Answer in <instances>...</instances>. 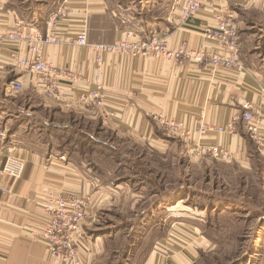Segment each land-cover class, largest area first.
<instances>
[{
    "label": "crops",
    "instance_id": "crops-1",
    "mask_svg": "<svg viewBox=\"0 0 264 264\" xmlns=\"http://www.w3.org/2000/svg\"><path fill=\"white\" fill-rule=\"evenodd\" d=\"M1 1L6 6L1 32L8 34L16 30L18 24L27 33L45 32L50 13L63 0ZM173 4L174 0H72V16L65 22L63 29L73 37L84 27L88 29L89 42L113 44L123 38L125 28L121 22L125 20L129 28L135 29L142 39H148L150 34H163L167 37L170 49L177 48L185 41L191 49L196 50L207 43L204 32L216 26L218 17L230 13L238 21L241 30L244 47L242 66L212 73L192 62L177 64L167 59H127L108 55L105 56L102 75L108 99L105 107L96 108L81 104L79 100L87 89L96 88L91 83L95 58L90 49L73 44L48 45L42 49L44 60L57 68L80 72L85 80L76 86L64 88L61 105L46 102L43 98L45 104L57 111L93 112L100 117L101 125H106L108 131L127 137L125 142L128 141V145L146 147L150 151L168 147L165 135H170L161 125L162 119L181 122L190 132L193 145L221 146L234 155V164L249 167L251 152L259 150L244 123L238 122L234 134L218 133L215 129L226 127L234 116L242 113V104L250 102L263 117L264 132V0H209L196 18L186 24L172 23ZM17 50L24 54L25 46L18 47L0 41V81L6 88L10 81L20 76L9 64L10 54ZM33 91L35 89L31 88L25 93L34 100ZM38 93L41 94V91ZM4 98L11 97L4 95ZM18 125L24 127L26 124L20 122ZM204 126L212 127L213 130L203 135ZM172 138L186 143L179 136ZM20 143V140H12L9 147L12 146L17 155L26 160L23 177L20 180L0 177V190L8 191L6 195L0 191V264H59L48 256L46 245L31 239L25 229L35 226L45 217L40 206L43 196L51 192L69 191L90 196L91 201L84 224L89 239L83 251V264H99L108 259L109 245L114 242V233L121 224L108 221L107 229L111 227L112 230H104L99 215L109 218L118 207L117 196L121 186L115 183V178L120 175L114 170L104 171L99 166L95 167L93 162L89 168L82 160L54 154L49 145L46 146L51 151L38 152L27 144L21 147ZM192 158L203 162L213 160L208 156ZM147 162L150 164V161ZM116 169L122 168L118 165ZM127 181H123L126 183L124 189L125 186H132L133 182L129 185ZM140 182L138 187L155 195L154 214H157L162 209L161 194H152L155 191L150 180L142 179ZM187 222L196 229L190 233L193 237L190 236V246L186 242L187 235L174 233L182 226L174 230L177 225L170 224L166 239H155L154 249L143 251L140 255L132 256L131 253L124 257L122 264H137L138 261L139 264H195L200 252L198 247L203 246L205 250L211 243L199 230L203 226L202 221L194 219ZM156 223V220L155 223L151 219L144 220L139 226L156 227ZM122 225H127V222ZM174 235L180 242H175L177 239ZM146 240L145 237L139 242L144 245Z\"/></svg>",
    "mask_w": 264,
    "mask_h": 264
},
{
    "label": "rangeland",
    "instance_id": "rangeland-1",
    "mask_svg": "<svg viewBox=\"0 0 264 264\" xmlns=\"http://www.w3.org/2000/svg\"><path fill=\"white\" fill-rule=\"evenodd\" d=\"M5 88L0 81V116L12 126L9 142L20 140L21 147L27 144L38 152L51 147L54 154L82 160L88 167L93 162L95 167L114 170L120 175L115 178V183L121 186L118 207L109 218L102 214L99 218L104 230H112L107 229L108 221L121 226L109 245L108 259L99 264H122L124 257L131 253L140 255L154 249V240L166 239L171 225H177L174 230L182 226L174 233L187 235L186 242L190 246V233L196 229L187 221L194 219L203 222L199 230L211 243L205 250L203 246L198 247L200 252L195 264H264V157L259 152H251L250 166L246 168L238 167L235 160L231 163L194 161L192 157L196 154L192 147H186L187 144L178 139L174 141L172 136H177L166 130L170 135H165L168 147L150 151L146 147L128 145L127 137L108 131L93 112L54 110L47 107L39 91H33L34 100L28 93L20 94L17 99H5ZM20 122L26 125H18ZM12 135L15 137H10ZM118 165L122 169H116ZM124 179L129 185L133 182L130 188L125 186L124 189ZM142 179L153 182L155 192L152 194L162 196V209L157 214H154L155 195L138 187ZM136 193L138 196H134ZM150 219L154 223L158 221V225L139 226ZM126 222L128 226L122 225ZM139 237L147 238L144 245ZM139 246L143 249H137Z\"/></svg>",
    "mask_w": 264,
    "mask_h": 264
},
{
    "label": "built area",
    "instance_id": "built-area-1",
    "mask_svg": "<svg viewBox=\"0 0 264 264\" xmlns=\"http://www.w3.org/2000/svg\"><path fill=\"white\" fill-rule=\"evenodd\" d=\"M209 0H174L171 14L172 23L186 24L201 12L202 7ZM72 0H63L60 6L50 13L46 30L24 32L21 25L8 34L1 32L4 22L5 5L0 0V41L25 46L24 54L17 50L10 54L9 64L20 76L9 82L5 95L18 97L31 88L41 91V95L48 102L61 105L63 90L66 86H76L84 81V75L67 69H60L44 60L42 49L48 45L73 44L88 47L95 58V68L91 83L95 89H87L79 97L80 103L96 108H103L108 99L106 86L102 81L104 74L105 56L121 58H154L167 59L177 64L192 62L203 66L207 71L216 73L218 70L235 69L242 66L243 43L241 30L236 18L230 14L218 17L215 27L204 32L206 44L199 49H191L187 42H182L177 48L170 49L167 37L163 34H152L148 39L139 37L135 29L129 28L128 21L121 24L125 28L123 38L113 44H98L89 42L87 28L79 29L71 37L63 29V25L72 16ZM178 17V18H176ZM211 45V46H210ZM239 121L244 123L246 131L257 144L259 153L264 157L263 117L254 110L250 102L242 104V113L234 116L226 127H218V133L234 134ZM161 125L172 135L179 136L186 141L196 156H208L216 161L231 163L234 155L221 146L202 147L193 145L190 132L181 122L161 120ZM202 134L213 130L204 126ZM11 127L0 116V177L20 180L25 172L26 160L17 155L9 147ZM4 195L7 190H0ZM40 206L45 217L35 226L25 230L29 237L43 242L47 247L48 256L59 264H83V251L89 237L84 224L91 208L90 199L81 192L69 191L64 193L51 192L41 198Z\"/></svg>",
    "mask_w": 264,
    "mask_h": 264
},
{
    "label": "trees",
    "instance_id": "trees-1",
    "mask_svg": "<svg viewBox=\"0 0 264 264\" xmlns=\"http://www.w3.org/2000/svg\"><path fill=\"white\" fill-rule=\"evenodd\" d=\"M118 161H119V159H118Z\"/></svg>",
    "mask_w": 264,
    "mask_h": 264
}]
</instances>
